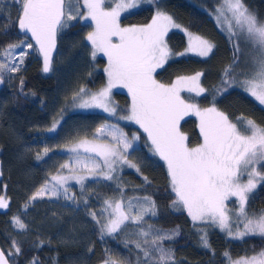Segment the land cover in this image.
Wrapping results in <instances>:
<instances>
[{"label":"trees","instance_id":"16d2710c","mask_svg":"<svg viewBox=\"0 0 264 264\" xmlns=\"http://www.w3.org/2000/svg\"><path fill=\"white\" fill-rule=\"evenodd\" d=\"M245 3L264 20V0H245ZM156 4L182 28L209 40L215 47L207 58L185 54L169 60L163 68L157 69L155 78L160 83L171 84L177 76L202 73L199 83L206 92L197 96L193 92L182 91L181 96L201 108L210 107L213 93L220 88L222 70L232 62L235 43L229 42L227 29L215 18L217 0H153L151 4L142 0L138 7L121 14V27L150 23L157 11ZM114 6L110 0L106 3L108 8ZM15 17V8H3L0 55L2 49L10 44L30 41L35 45L31 35L20 32L18 25L13 23ZM68 24L69 27L57 34L49 73L42 71L43 57L34 49L27 52L18 71L0 73V196H4L8 203L7 208L0 209L1 250L6 253L14 251L11 245L15 240L22 248V255L14 257L18 264H27L33 257H37L39 264H103L109 252L117 264L122 258L136 264L138 249L135 241L140 239L137 225L131 220L126 221V226L122 225L117 233L101 239L100 224L107 223L110 217L106 212V200L121 202L125 214L134 215L143 210L146 205L143 197L146 195L156 202L157 215L146 214L143 227L151 224L158 229L180 230L175 240L163 241L165 248L175 250L179 264H229L226 252L232 260H237L264 249V237L249 235L233 239L219 227L207 229L208 249L200 245L199 235L187 212L170 207L174 193L169 187L167 168L152 151L147 134L137 124L118 118L131 104L126 88L117 86L110 91V104L117 109L116 116L88 107L81 108L78 106L79 98L74 102L73 97L81 88L86 90L88 96L85 98H88L107 86L104 69L108 61L103 53H97L95 58L91 55V45L85 37L94 26L81 19L68 21ZM182 32L179 28L169 29L164 38L173 53L186 51ZM215 103L242 130L247 119L264 126V107L240 87L218 93ZM58 120L57 129L49 131ZM105 124L116 125L132 141L129 159L139 165L140 172L126 163L118 164L114 173L118 179L115 181L83 180L66 186V194L60 189L61 195L55 199L30 201L29 198L51 176L75 174L73 167L61 168L70 164L71 157L63 150L81 141L96 140V129ZM180 126L188 136L190 147L201 142L195 116L181 120ZM133 136L138 139L133 140ZM45 148L48 149L47 154ZM145 177L150 183L145 181ZM65 195L69 199H65ZM262 210L264 183L254 191V199L248 207L249 214ZM92 213L97 215L100 224L92 218ZM14 217L26 223L25 231H19L13 225ZM139 255L142 257L143 254Z\"/></svg>","mask_w":264,"mask_h":264},{"label":"snow or ice","instance_id":"6c2138e0","mask_svg":"<svg viewBox=\"0 0 264 264\" xmlns=\"http://www.w3.org/2000/svg\"><path fill=\"white\" fill-rule=\"evenodd\" d=\"M109 0H83L82 11L79 0L73 7L72 0H0V16H3L4 7L16 9L13 21L18 25L20 32L30 34L35 45L21 41L10 44L2 49L3 63H0V73L16 72L18 64H12V56L17 48L22 46L38 50L43 57L44 73L52 70L53 50L56 48L57 34L69 27L68 21L82 19L92 22L93 30L88 32L85 40L91 45V55L103 53L107 57V67L104 71L108 78L107 86L98 93L88 96L84 88L80 89L74 102L79 98V107H100L110 115L116 116L117 109L110 104V91L113 87L126 88L131 98L127 112L119 115V119L131 121L147 134L151 142L152 151L164 161L167 167L169 187L174 193L170 207L173 210H184L191 218L193 227L199 235L200 245L208 249V231L210 227H219L233 239L249 235L264 237V210L249 214L248 207L254 199V191L258 184L264 182V126L257 124L253 119H247L242 130L238 123L232 122L229 117L216 107V95L226 92L229 88L240 87L250 95L259 105L264 106V20L253 13L245 0H221L216 7V19L223 18L227 22L229 42L235 41L233 46L232 62L222 70L220 88L213 93L211 106L201 108L197 103L190 102L181 96L182 91L195 92L197 96L206 92L200 86L202 73L194 76H177L171 84L157 81L154 76L157 69L163 68L171 59L182 57L184 52L173 53L165 36L170 28H179L189 36L188 49L200 57H209L215 45L209 40L194 35L177 24L171 15L157 11L150 23L142 26L121 27L122 12L139 6L142 0H110L114 7H106ZM153 3V0H146ZM218 26L222 27L218 23ZM5 34L7 28L4 29ZM243 37L250 43L254 52L251 58L250 71L237 73L241 48L239 39ZM20 52L21 63L23 56ZM2 82V81H0ZM23 88V80H21ZM189 115H195L199 121L201 142L195 147L189 146L188 136L181 131L180 121ZM243 120L244 118H238ZM54 124L49 131H54ZM97 136H111L112 143L88 144L82 142L70 149L77 152L83 148L86 153H95L103 161L100 164L91 156H76L74 162L62 165L61 168L83 166L93 175L102 176L104 180L118 179L114 173L119 163H126L128 167L140 172L137 163L129 159V149L133 147L123 131L116 125H102L96 129ZM133 140L138 137L133 136ZM47 154L48 149H44ZM42 159V157H38ZM261 165V167H257ZM247 176L246 182L242 179ZM69 179L82 183L85 177L64 176L57 174L45 180L44 184L29 198L34 201L37 197L47 195L49 198L58 197L68 192L65 187ZM146 182L147 177L144 178ZM235 197L238 207L230 210L226 203ZM65 199H69L65 195ZM146 205L143 210L134 215L121 211V202L105 201L108 208H114L113 216L108 222L100 224L95 213L92 218L100 224L101 239L105 235H112L121 230L126 221L138 227V237L135 247L138 249L136 264H179L175 259V250L165 248L163 241H173L180 235L177 229H158L145 223L144 216H156V202L150 196H144ZM87 203V201H85ZM8 207L4 196H0V209ZM235 222L236 231L232 224ZM243 223V230L239 224ZM13 225L19 231L26 230V223L19 218H13ZM126 226V225H125ZM149 237L151 239L149 240ZM7 253L0 250V264H18L14 257L22 255V248L15 240ZM91 251V249H89ZM142 253V257L139 255ZM229 264H264V249L255 255L243 256L232 260L229 253H225ZM27 264H39L37 257H33ZM58 264V262H57ZM103 264H117L108 253ZM120 264H131L130 259L122 258Z\"/></svg>","mask_w":264,"mask_h":264},{"label":"rangeland","instance_id":"374dc122","mask_svg":"<svg viewBox=\"0 0 264 264\" xmlns=\"http://www.w3.org/2000/svg\"><path fill=\"white\" fill-rule=\"evenodd\" d=\"M217 3H218V5L221 3V0H217ZM72 5H73V7H75L76 6V0H72ZM140 5V4H139ZM217 5V6H218ZM79 6H80V8H81V10L82 11H86V10H84L83 9V0H79ZM215 9L216 8H214V12H215ZM130 10H133V9H130ZM130 10H128V11H130ZM125 12H127V11H125ZM125 12H122L121 14H123V13H125ZM76 20H78L79 21V18L78 19H76ZM82 20V19H81ZM73 21V20H72ZM83 22H85V23H87V24H90V25H92V22L90 21V20H88V21H84V20H82ZM220 22L221 23H223V25H224V27L227 29V27H228V25H227V22L223 19V18H221L220 19ZM170 29H173V28H170ZM183 34H184V36H185V39H186V44H187V47H186V50L188 49V44H189V36L188 35H186L185 34V32H182ZM27 43H30V41H28V42H25L24 43V45H26ZM239 46H240V48H241V54H240V63H239V67L236 69V71H237V73H241L242 71H250V68H251V58H252V56L254 55V52H253V49H252V46H251V44L250 43H248V42H246L245 41V39L243 38V37H241L240 39H239ZM21 50H23L25 53H27V52H31L33 49H29V48H27V47H24V46H22V49L21 48H17L16 50H15V52L13 53V56H12V60H11V63L12 64H18V65H21L22 63H21V57H20V52H21ZM185 54H190V55H195V56H198V55H196L194 52H192V51H185ZM26 56V55H25ZM25 56H23V58H22V60H24V58H25ZM198 57H200V56H198ZM200 58H207V57H200ZM4 62V60H3V53L0 55V63H3ZM6 72V71H5ZM8 73V72H7ZM0 85H1V83H0ZM193 93H195V92H193ZM110 98V97H109ZM258 103V102H257ZM260 106H262V105H260ZM262 107H264V106H262ZM88 108H90V109H95V110H98V111H104L103 110V108H100V107H88ZM105 112V111H104ZM107 113V112H106ZM189 116H195V115H189ZM189 116H185L183 119H185V118H187V117H189ZM196 117V116H195ZM197 118V117H196ZM182 119V120H183ZM198 120V119H197ZM131 122V121H130ZM59 123H60V120H58V121H56V123H54L55 125H56V127H55V130L57 129V127H58V125H59ZM132 123V122H131ZM198 124H199V121H198ZM53 127V126H52ZM54 130V131H55ZM82 142H84V141H81V142H79L78 144H76V145H74V146H72V147H70L69 149L67 148V149H64L63 151L65 152V153H68V154H70L71 155V157H70V159H69V163L70 164H72L73 162H74V160H75V157L76 156H80V157H87V156H91L94 160H96L97 162H99L100 164H103V161L100 159V157L99 156H96L95 155V153H86V152H84V150H83V148H79L78 149V151L77 152H71L70 151V149H72L73 147H77L78 145H80ZM88 142V144H90V145H92V144H102V143H112V140H111V136H104V135H101V136H97V134H96V140H93V141H91V140H88L87 141ZM132 150V148L131 149H129V152ZM163 161V160H162ZM164 162V161H163ZM119 164H123V163H119ZM165 164V163H164ZM166 166V165H165ZM257 167H261V165H257ZM167 168V167H166ZM73 169H75L76 170V172H75V174H73V175H70L69 177H72V176H82V177H85V179L84 180H104L103 178H102V176H100L99 175V170H97V174L96 175H93L91 172H89L86 168H84L82 165L81 166H76V167H73ZM245 182H246V180H247V176L245 175L243 178H242ZM105 181H109V180H105ZM264 182H261L260 184H258V186H257V188L261 185V184H263ZM72 184H78L77 182H76V180L75 179H69L68 181H67V183H66V185H65V187L66 186H69V185H72ZM41 198H49L47 195H44L43 197H37V199L36 200H38V199H41ZM56 197H52V199H55ZM50 199V198H49ZM36 200H34V201H36ZM228 205H229V207H230V210H233V215H235V212H234V210L238 207V204H237V202H236V198L235 197H232V198H230V200L228 201V202H226ZM115 204V202H113V205ZM108 208V207H107ZM121 211L123 212V213H125L124 212V209H123V207H121ZM106 212H107V214L110 216V217H112L113 216V212H114V208H108L107 210H106ZM239 228H240V230L242 231L243 230V223H240L239 224ZM232 230H233V232H235L236 231V224H235V222H233V224H232ZM223 232H227V230H225V231H223ZM115 233H113L112 235H114ZM112 235H110V236H112ZM105 236H107V237H110L109 235H105Z\"/></svg>","mask_w":264,"mask_h":264},{"label":"water","instance_id":"95a60500","mask_svg":"<svg viewBox=\"0 0 264 264\" xmlns=\"http://www.w3.org/2000/svg\"><path fill=\"white\" fill-rule=\"evenodd\" d=\"M0 250H1V248H0Z\"/></svg>","mask_w":264,"mask_h":264}]
</instances>
